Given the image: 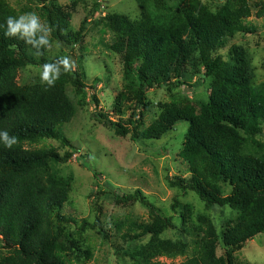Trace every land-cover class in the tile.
I'll list each match as a JSON object with an SVG mask.
<instances>
[{"label": "trees", "instance_id": "trees-1", "mask_svg": "<svg viewBox=\"0 0 264 264\" xmlns=\"http://www.w3.org/2000/svg\"><path fill=\"white\" fill-rule=\"evenodd\" d=\"M31 1L39 5L51 29V45L57 41L72 48L81 42L86 24L75 34L67 33L69 17L56 6L57 0ZM156 2L159 17L145 4L139 20L108 17L110 27L118 33L110 50L121 56L125 76L135 75L140 86L129 98L132 105L127 108L132 113L127 121L113 122L104 115L98 119L117 136H128L130 127L136 131L141 117L149 112L147 89L168 84L172 90L173 80L205 72L212 81L208 101L178 107L162 105L159 116L141 136L146 141L160 140L179 122H186L188 131L181 157L189 165L191 178L173 186L184 193H195L208 209L228 206L239 212L236 224L222 234L225 248L221 256L217 253L220 237L212 222L203 219L194 255L180 264H236V249L264 233V160L255 155L247 141L263 132L264 104L254 99L244 70L225 62L218 48L229 34L256 33L247 21L253 16L264 18V0L254 6L250 0H228L217 15L198 1L167 15L164 0ZM24 13L27 11H18L7 0H0V24L10 15ZM29 47L23 41L4 37L0 30V129L18 138L10 150L0 146V240L7 251L6 255L0 253V264H70L62 254L61 227L73 220L68 222L61 212L70 202L71 183L52 171V164L62 160L56 152L27 146L73 121L76 108L67 87L70 84L81 95L85 84L70 69L54 87L42 83L20 85L21 70L52 63L44 58L48 49L37 60ZM222 185L231 187L228 196L223 195ZM116 201L124 205L140 202L156 218L139 236L151 237L143 252L144 264H167L155 258L187 253L188 244L162 239L177 227L172 218L158 216L141 191L117 197ZM177 207L181 204L175 201L173 208ZM181 220L186 231L183 213ZM83 226L103 228L99 219L94 224L85 221Z\"/></svg>", "mask_w": 264, "mask_h": 264}, {"label": "rangeland", "instance_id": "rangeland-1", "mask_svg": "<svg viewBox=\"0 0 264 264\" xmlns=\"http://www.w3.org/2000/svg\"><path fill=\"white\" fill-rule=\"evenodd\" d=\"M7 1L18 11L35 12L46 24L36 2ZM156 1L57 0L56 3L61 12L69 17L67 33H77L84 24L86 31L81 42L72 48L55 41L44 58L53 62L64 56L70 57L71 69L80 75L85 89L83 94L77 95L69 84L67 93L76 108L73 121L57 127L53 134L27 147L56 152L62 160L52 164V171L71 183L70 202L61 212L68 222L73 220L61 227L64 230L62 254L70 264H144L143 252L151 243V237L139 236L144 227L156 222V218L140 202L124 205L116 201L117 197L134 195L137 191H141L155 206L158 216L173 219L177 230H169L162 239L188 244L185 255L155 258L163 263L180 264L194 255L203 219L212 222L220 237L217 253L221 256L225 248L222 234L228 226L237 222L238 211L228 206L208 209L195 193H184L173 186L180 180L191 178L189 165L181 157L188 131L186 122H179L160 140L146 141L141 136L159 116L162 105L178 107L208 101L212 81L204 71L194 77L173 80L172 90L168 84L147 89L149 112L141 117L142 125L136 131L135 127H130L131 134L128 136H117L98 119L99 115H104L113 122L127 121L132 113L127 108L132 105L129 98L140 86L135 75L125 76L121 56L110 50L118 39V33L110 27L108 17L125 16L132 21L139 20L144 4L159 17ZM194 1L214 15L228 2L164 0L165 13L169 15L190 8ZM261 1L250 0V4L254 6ZM247 24L254 26L256 33L229 34L219 45L218 54L225 62L244 70L250 78L254 99L264 104V18L253 16ZM41 70L39 66L21 70L18 83H41ZM64 74L62 72L61 76ZM96 80L99 82L95 84ZM133 137L137 138L134 140ZM247 141L255 155L264 160V128L259 136ZM222 190L225 196L232 191L225 185H222ZM175 201L181 207L174 209ZM182 213L187 218L186 231L182 227ZM97 219L102 229L83 226V222L94 224ZM0 253H7L1 240ZM235 258L236 264H264V233L236 249Z\"/></svg>", "mask_w": 264, "mask_h": 264}, {"label": "clouds", "instance_id": "clouds-1", "mask_svg": "<svg viewBox=\"0 0 264 264\" xmlns=\"http://www.w3.org/2000/svg\"><path fill=\"white\" fill-rule=\"evenodd\" d=\"M0 30H3L4 37L15 38L30 46L29 51L37 57L42 56L44 51L51 47V29L41 22L35 12L8 16L4 23L0 24ZM71 67V59L68 56L58 58L52 63H45L39 73L40 81L47 87H54L62 72L67 73ZM17 143L16 135L10 134L6 129H0V146L10 150Z\"/></svg>", "mask_w": 264, "mask_h": 264}]
</instances>
